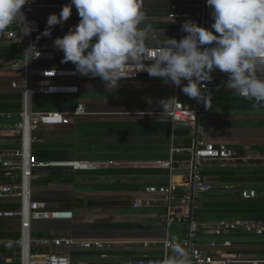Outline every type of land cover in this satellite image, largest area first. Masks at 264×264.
Segmentation results:
<instances>
[{"label":"crops","instance_id":"0c3cea01","mask_svg":"<svg viewBox=\"0 0 264 264\" xmlns=\"http://www.w3.org/2000/svg\"><path fill=\"white\" fill-rule=\"evenodd\" d=\"M203 3L144 0L143 11L148 15L147 23L156 31L155 40L179 41V23L170 21L169 13L183 11L201 17ZM59 13L41 12L33 17L47 24L51 14ZM78 17L77 12H72L67 22H75ZM23 57L21 44L0 45V114L17 116L22 110V91L12 87L22 77L11 66ZM211 75L213 79L208 84L221 89L208 90L210 109L204 107L197 137L186 125L175 127L161 120L174 103L165 112L161 101L168 103L171 97L186 104L195 101L181 91L187 81L176 87L145 76L120 81L118 89L111 91L105 89L104 82H82L79 100L87 105L90 114L72 118L66 126H41L35 133L33 155L40 162H85L93 168L50 167L35 172L34 199L46 204L48 210L73 213L74 217L35 221L34 235L112 244L110 248L92 250L58 249V253L71 257L72 264H126L162 259L164 242L173 237L178 241L186 238L193 221L199 229V247L208 248L214 240H229L232 247L224 252L225 258H264V106L253 109V102L227 89V74L214 70ZM74 107V103L51 97L34 98L37 111L67 113ZM14 124L0 118V150L20 147ZM197 141L226 146L235 157L203 162V176L214 191L196 197L191 213V204L180 200L184 185L192 180L193 158L172 154V148L194 147ZM166 163L171 169L165 167ZM171 181L179 185V192L178 200L169 209L161 198L146 190ZM244 190H255L258 197L245 200ZM139 200L149 201V205L135 209L133 205ZM0 222V232L17 233V221ZM225 225H234L235 229L227 230ZM0 264L19 262L13 254L0 257Z\"/></svg>","mask_w":264,"mask_h":264},{"label":"built area","instance_id":"2783aa9c","mask_svg":"<svg viewBox=\"0 0 264 264\" xmlns=\"http://www.w3.org/2000/svg\"><path fill=\"white\" fill-rule=\"evenodd\" d=\"M205 0H203L204 2ZM70 3L61 0H28L22 12L26 17V23L17 22L13 27L0 34V45L19 43L24 48V57L11 66L12 71L21 74L20 83L12 84L14 89L22 91V110L17 116L12 114H0L1 119L15 121V131L19 134V148L16 150H0V201L11 200L18 204L15 209L0 210V221L15 220L19 223L17 237L0 238V248L5 247L9 241L19 242L11 248L17 257L19 264H72L68 255L58 253L60 248L78 247L84 250L98 248H110L111 243L101 241H77L72 237L36 236L33 233V223L45 220H72L73 213L51 211L46 204L34 199L33 180L38 169L50 167H68L74 170H89L93 166L85 162L72 163H45L40 162L33 155L35 133L41 126H66L71 124L72 118L88 116L87 105L79 100L80 84L82 82L101 81L91 76H81L76 72L75 66L69 62L63 63V52L49 45H39L36 40H54L51 36H44L46 29L40 27V23L33 16L41 12H61L62 8ZM204 6V3H203ZM211 9L207 7V20L204 11L202 16L193 13L174 11L169 13L170 21L179 23L180 39L184 38L182 25L191 20L199 26L212 30ZM72 12H77L72 7ZM147 15V13H146ZM148 17V15H147ZM150 64L151 61H144ZM149 76L147 72H136L133 78L121 81H134L140 77ZM207 88L221 89L207 84ZM51 97L75 104L70 112L37 111L34 109L35 96ZM203 103L195 100L184 103L175 100L172 109L162 116L161 120L170 122L175 127L179 124L188 126L194 133L197 124L204 117ZM198 132H200L198 125ZM172 154H187L193 158L192 180L184 185V195L181 198L183 204H193L196 197L210 194L214 191L213 186L203 176V162L205 160H230L235 157L233 150L226 146L216 147L210 143L197 141L194 147L172 148ZM171 169L169 163L165 164ZM148 194L161 198L167 208H171L178 200L179 185L173 181L164 186L150 187ZM245 200L255 199L258 192L255 190L242 191ZM149 201L139 200L134 203V208L148 206ZM242 223H238L241 225ZM225 229L234 230V225H225ZM198 225L191 222L190 232L184 239L179 240L181 245L189 252L191 264H264V258L247 261L242 257L225 258L224 252L232 247L229 240L212 241L208 248L197 245ZM164 242L165 256L162 259L136 260L126 264H157L168 258L170 252Z\"/></svg>","mask_w":264,"mask_h":264},{"label":"clouds","instance_id":"9594fccd","mask_svg":"<svg viewBox=\"0 0 264 264\" xmlns=\"http://www.w3.org/2000/svg\"><path fill=\"white\" fill-rule=\"evenodd\" d=\"M27 3L0 0V34L17 22L26 23L22 9ZM73 6L80 22L56 38L54 47L63 52V63L71 62L81 76L101 79L106 90L118 89L122 79L133 78L138 71L147 72L176 87L187 81L183 94L210 109L207 84L212 72L219 70L228 75L227 89L253 102V109L264 106V0H207L212 30L188 20L182 25L184 38L163 42L155 40L156 31L147 23L144 0H71L59 15L48 17L43 35L51 36L52 28L63 26ZM175 100L160 102L165 112ZM17 243L9 241L5 247ZM167 247L172 255L162 264H191L177 238Z\"/></svg>","mask_w":264,"mask_h":264},{"label":"trees","instance_id":"16d2710c","mask_svg":"<svg viewBox=\"0 0 264 264\" xmlns=\"http://www.w3.org/2000/svg\"><path fill=\"white\" fill-rule=\"evenodd\" d=\"M80 22V18L78 17V20L75 22H65L63 26L57 25L54 28L51 29V31L54 33V40L52 41H47V40H36V43L39 45H49L54 47V41L56 38H63L69 31L70 28H72L73 25H78ZM40 23V27L42 29L47 28V24ZM18 207V204L15 203L14 201L11 200H2L0 201V210H8V209H15ZM18 233H7V232H0V238L4 237H17ZM13 251L7 247H2L0 248V257L2 256H8L11 257L13 256Z\"/></svg>","mask_w":264,"mask_h":264},{"label":"water","instance_id":"95a60500","mask_svg":"<svg viewBox=\"0 0 264 264\" xmlns=\"http://www.w3.org/2000/svg\"><path fill=\"white\" fill-rule=\"evenodd\" d=\"M207 0H205L204 1V17H205V21L207 20V17H208V15H207ZM198 125H199V123L197 124V126H196V130H195V135H196V137H197V134H198ZM191 213L193 212V204H191Z\"/></svg>","mask_w":264,"mask_h":264},{"label":"rangeland","instance_id":"374dc122","mask_svg":"<svg viewBox=\"0 0 264 264\" xmlns=\"http://www.w3.org/2000/svg\"><path fill=\"white\" fill-rule=\"evenodd\" d=\"M2 225H3V223L0 222V226H2Z\"/></svg>","mask_w":264,"mask_h":264}]
</instances>
